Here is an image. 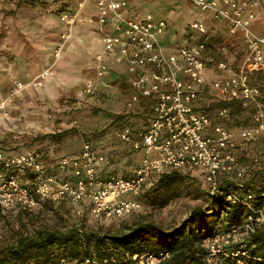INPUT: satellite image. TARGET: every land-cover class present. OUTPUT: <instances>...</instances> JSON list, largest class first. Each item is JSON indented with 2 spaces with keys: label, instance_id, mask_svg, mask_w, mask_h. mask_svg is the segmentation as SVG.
Instances as JSON below:
<instances>
[{
  "label": "built area",
  "instance_id": "1",
  "mask_svg": "<svg viewBox=\"0 0 264 264\" xmlns=\"http://www.w3.org/2000/svg\"><path fill=\"white\" fill-rule=\"evenodd\" d=\"M84 1L78 0V6ZM189 1L201 10L213 11L217 18L225 21L230 31L244 33L241 65L221 78L209 79L204 40L167 50L160 42L165 21L159 20L152 26L146 17L125 15L122 9L126 0H96V20L104 51L117 48L119 58L127 60L128 70L133 74V88L147 91L154 97L146 129L134 131L129 123H123L117 131L120 140L134 150H143L144 155L131 175L103 176L99 168L107 162L106 157L85 138L78 154L60 156L49 166L44 165L38 150L9 154L4 152L0 141V207L31 209L50 199L67 198L76 206L78 215L83 212L82 206L87 205L95 221L121 218L141 209V203L134 197L142 191L153 172L166 168L200 174L207 191H218L219 174L236 169L235 134L209 113L195 109L194 102L205 86L221 97L251 101L255 107V124L244 127L240 138L245 142L258 139L264 130V15L260 32H255L251 23L256 18L257 8L264 7V0ZM111 16L114 21L108 26ZM60 18L66 24L75 21L74 13H61ZM189 27L202 35L206 33V26L201 21H193ZM61 38L63 44L68 32L63 31ZM62 44L54 49V59L61 55ZM97 59L101 60L100 54ZM215 67L222 71L228 69L224 61H218ZM50 73L52 65L27 83L13 79L6 95L0 98L2 116L8 117V105L25 87L41 86L43 78ZM103 73V68L98 65L97 74ZM255 77L261 82L253 83ZM94 90V81L88 79L85 91L93 94ZM135 100L134 95L124 111L127 116L136 113L132 105ZM225 112L226 109L222 108L217 114L221 116ZM227 199L231 202L242 200L251 212L239 225L201 240L207 250V264H247V249L233 248V245L248 237L264 221V211L252 206L251 194L240 199L236 193H229ZM169 256V251H163L133 254L132 258L137 264H160ZM57 264L69 262L62 258Z\"/></svg>",
  "mask_w": 264,
  "mask_h": 264
},
{
  "label": "crops",
  "instance_id": "2",
  "mask_svg": "<svg viewBox=\"0 0 264 264\" xmlns=\"http://www.w3.org/2000/svg\"><path fill=\"white\" fill-rule=\"evenodd\" d=\"M126 1L122 9L125 15L146 17L152 26L159 20L165 21L160 42L167 50L204 40L209 79L221 78L241 65L245 49L244 33L230 31L225 21L217 18L213 11L201 10L189 0ZM77 3L78 0H0V98L13 79L27 83L52 65V73L43 78L41 86L25 87L8 105L7 118L0 111V141L6 153L27 151L23 143L27 142L29 132L47 128L49 116L57 109L78 108L83 99H86L84 105L93 112L98 110L123 115L120 124L129 123L134 131H143L148 125L153 95L133 88V74L128 70L127 60L119 58L117 48L104 51L96 20V0H86L80 6ZM64 12L74 13L75 21L71 24L62 21L60 15ZM263 15L264 7L259 6L251 23L255 32L262 30ZM113 21L114 18L109 17L108 26ZM193 21L203 22L206 33L202 35L190 29L189 24ZM63 31L68 32V38L62 44ZM60 44L61 55L54 59L53 51ZM98 54L101 55L100 61ZM218 61H224L228 69H216ZM98 65L104 70L102 75L97 74ZM88 79L94 81L93 94L85 91ZM134 95L136 100L132 105L136 113L127 116L123 110ZM96 120L93 117L85 124L93 127ZM111 122L109 118L106 126ZM82 140L75 137L71 141L66 140V147L60 150L54 151L50 146L49 150L39 151L44 165H52L62 154H78ZM5 142L11 145L6 146ZM123 143L125 152L123 150L122 153L126 156L122 159L124 163L119 165L112 163L107 150L94 142L107 160L99 168V171L105 170L101 175L115 174L112 172L115 168L118 174H132L134 167L128 169L126 166L129 155L136 156L140 161L144 151L134 150Z\"/></svg>",
  "mask_w": 264,
  "mask_h": 264
},
{
  "label": "trees",
  "instance_id": "3",
  "mask_svg": "<svg viewBox=\"0 0 264 264\" xmlns=\"http://www.w3.org/2000/svg\"><path fill=\"white\" fill-rule=\"evenodd\" d=\"M252 82L261 81L255 77ZM194 103L195 109L199 111L210 115L216 113L215 120L228 129L229 120L235 122L243 112H248L251 120L246 116L240 123L254 124L255 107L251 101L221 97L205 86L199 91ZM222 108L226 109V112L221 116L217 115ZM121 118H124L123 115H115L112 122ZM95 134H87L85 139L93 141ZM236 142V169L219 174L218 191L210 193L204 189L206 206H195L177 226L164 229L146 219L140 213L141 209L121 218L95 221L89 214V207L83 205V212L77 215V220L71 221L70 227L65 230L49 227L23 228L0 241V264H57L62 258L69 264H137L132 258L133 254L163 251H169L170 256L160 264H207L205 261L207 250L201 244V240L218 231L229 230L239 225L251 212L242 200L236 202L228 200L229 193H236L240 199L246 194H251L252 206L264 211V145L254 155L244 159L245 155L237 154V149L243 141L236 139ZM46 168L45 166V170ZM115 169L112 172L118 174ZM104 171L101 169L99 173L103 174ZM51 172L57 174L56 171ZM24 175L31 176L30 173ZM201 182L200 174L196 175L189 170L166 168L153 172L142 191L134 198L143 205L162 207L189 188L197 189L198 183ZM58 201L67 204L70 213L76 210V206L67 198L50 199L43 205ZM35 208L0 207V215L12 213L17 216L21 213H30ZM111 219L117 221L120 226L115 231L108 228L100 231L84 226L89 223L87 220L102 225ZM237 247L247 249L249 254L247 264H264V221L258 224L248 237L233 245V248ZM86 259L90 262L86 263Z\"/></svg>",
  "mask_w": 264,
  "mask_h": 264
},
{
  "label": "rangeland",
  "instance_id": "4",
  "mask_svg": "<svg viewBox=\"0 0 264 264\" xmlns=\"http://www.w3.org/2000/svg\"><path fill=\"white\" fill-rule=\"evenodd\" d=\"M7 90L2 96L6 95ZM212 92L216 93L215 91ZM85 101L86 99H83L81 106H79L78 108L68 107L66 109H57L54 114L49 116V119L47 121V128L29 132L27 142H24L23 145L27 146L28 150L36 149L42 152L49 150V147L52 146L53 150L55 151L65 148L67 144L66 140L71 141L76 137V139H80L81 141L87 134L96 133L92 139L93 143L95 142L98 145H101L105 150H107L106 152L109 155V159H111L112 163L119 165L123 164L124 162L122 159L126 156L122 153L124 150V143L119 139L117 135V131L121 125L119 122L120 119H117L116 121H113L108 126H106L109 118L114 120L113 118L117 114H108L104 113L103 111L99 112L98 110H95L93 112L88 106L84 105ZM127 108L128 105L123 111H125ZM215 115L216 113H212V116L214 118H216ZM255 115L256 114L254 113V124ZM246 116H249L251 120V115L248 112H243L238 116V120H240L238 124V120H235L234 122V120L231 121L232 119H230L229 125H227L230 128L231 132L235 134V138L237 140H242L240 138V131L244 127L251 126V124L242 125L240 123ZM93 117L97 119L96 125L93 127H87L85 123L88 121V119H91ZM226 119L224 120L226 121ZM260 135V138H258L256 141H243V143H241V145L237 149L238 156L245 155L244 159H246L247 157H251V155H254L264 145V130ZM6 144V146L11 145L9 143ZM17 146L20 145L17 144ZM63 155L70 154L66 153L60 156ZM129 156L130 159H128V161L126 162V166L128 167V169L135 167V165H137L139 162V159H137L136 156ZM204 189L205 187L203 186L202 182L201 184L198 183L197 189L189 188L183 194H181V196L174 200H171L168 204L162 207L153 208L150 205H143L141 203L140 213H142V215L146 219L159 224L164 229L173 228L180 224V222H182L189 215V213L195 206H206L207 202L204 197ZM77 215L78 214L76 213V211L70 213L67 204L59 201L58 203H47L41 207L33 209L30 213H21L17 216L13 215L12 213H8L5 216L0 215V241L4 240L16 230L23 228L33 229L38 227H49L59 230H65L66 228L70 227L72 223L71 221L77 220ZM87 221L90 224L87 222L88 224H84L85 227L100 231H103L106 228L111 231H115L118 227H120L116 223L117 221H114L112 219L109 220L110 222H108L107 220V222L102 225L95 224V222H92L90 220Z\"/></svg>",
  "mask_w": 264,
  "mask_h": 264
}]
</instances>
